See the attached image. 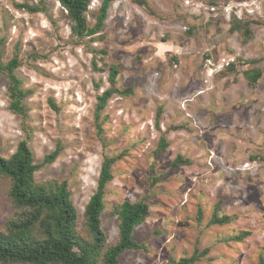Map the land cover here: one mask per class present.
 <instances>
[{
	"label": "rangeland",
	"instance_id": "obj_1",
	"mask_svg": "<svg viewBox=\"0 0 264 264\" xmlns=\"http://www.w3.org/2000/svg\"><path fill=\"white\" fill-rule=\"evenodd\" d=\"M100 1L90 0L89 25ZM0 39L3 62L17 51L27 92L24 132L0 74V155L26 134L35 164L59 146L33 178L67 182L78 231L107 156L106 242L117 239L115 205L143 199L149 211L132 233L138 247L117 264L193 255L192 264H264V0H116L100 32L81 40L57 0H0ZM111 87L121 93L95 120L97 97ZM177 156L185 162L173 167ZM7 188L0 176V230L13 216Z\"/></svg>",
	"mask_w": 264,
	"mask_h": 264
},
{
	"label": "trees",
	"instance_id": "obj_2",
	"mask_svg": "<svg viewBox=\"0 0 264 264\" xmlns=\"http://www.w3.org/2000/svg\"><path fill=\"white\" fill-rule=\"evenodd\" d=\"M116 0H101L94 23L89 25L86 12L90 0H57L70 21L72 37L81 40L92 37L100 32L107 16L109 5ZM32 4V3H30ZM28 12L39 11V6L25 3L16 4ZM232 30L237 28L232 26ZM247 28L244 34H247ZM248 35V34H247ZM3 40L0 39V74L7 79L8 109L22 120V128L27 132V110L23 100L27 92L22 88L21 80L15 70L22 64L14 49L6 62L2 60ZM117 74V68L109 65V77L112 82ZM259 72H251L249 80L254 81ZM115 92L121 93L114 87L104 90L98 97L95 106V120L100 116L107 99ZM97 132L100 127L97 126ZM29 135L16 144L14 152L8 157L0 155V176L8 181L6 196L12 210L9 219L0 230V263L12 264H117L118 256L127 249L137 248L132 238L134 228L148 216V205L143 199L136 202L122 201L113 207V213L118 219L117 239L107 243L101 228V213L104 209L103 196L105 186L112 179L111 164L114 158L103 156L94 193L89 197L83 210V221L86 230H77V215L70 199L67 182L51 180L37 182L34 172L42 164L52 162L60 151L56 147L46 155L41 164H35L32 151L27 144ZM160 150L165 148L160 143ZM185 162L177 156L171 163L173 167ZM213 222L221 219L216 215ZM34 229L41 232V239H34ZM196 260L193 255L180 259L178 264H192Z\"/></svg>",
	"mask_w": 264,
	"mask_h": 264
},
{
	"label": "bare ground",
	"instance_id": "obj_3",
	"mask_svg": "<svg viewBox=\"0 0 264 264\" xmlns=\"http://www.w3.org/2000/svg\"><path fill=\"white\" fill-rule=\"evenodd\" d=\"M113 2H115V1H113Z\"/></svg>",
	"mask_w": 264,
	"mask_h": 264
}]
</instances>
